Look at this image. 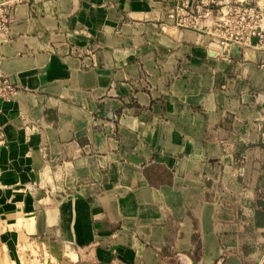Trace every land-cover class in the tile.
Masks as SVG:
<instances>
[{"label":"crops","instance_id":"obj_1","mask_svg":"<svg viewBox=\"0 0 264 264\" xmlns=\"http://www.w3.org/2000/svg\"><path fill=\"white\" fill-rule=\"evenodd\" d=\"M176 1L5 5L2 264H264V48Z\"/></svg>","mask_w":264,"mask_h":264},{"label":"built area","instance_id":"obj_2","mask_svg":"<svg viewBox=\"0 0 264 264\" xmlns=\"http://www.w3.org/2000/svg\"><path fill=\"white\" fill-rule=\"evenodd\" d=\"M21 1H0V35L8 33L11 26L5 5ZM172 16L179 26L206 33L225 47L264 48V0H177ZM0 89L12 91L7 83L0 84Z\"/></svg>","mask_w":264,"mask_h":264},{"label":"rangeland","instance_id":"obj_3","mask_svg":"<svg viewBox=\"0 0 264 264\" xmlns=\"http://www.w3.org/2000/svg\"><path fill=\"white\" fill-rule=\"evenodd\" d=\"M4 260V259H3ZM56 259H54L51 263H48V261H46V263L45 264H60V262H59V260H56ZM0 261H1V259H0ZM0 264H2L1 262H0ZM3 264H9L8 262H7V260L3 263ZM40 264H44V262H43V260H42V262H40Z\"/></svg>","mask_w":264,"mask_h":264}]
</instances>
